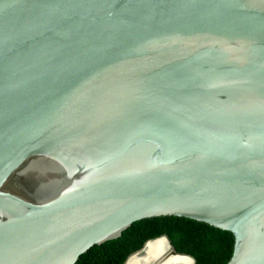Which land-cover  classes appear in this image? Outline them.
<instances>
[{"label": "water", "instance_id": "1", "mask_svg": "<svg viewBox=\"0 0 264 264\" xmlns=\"http://www.w3.org/2000/svg\"><path fill=\"white\" fill-rule=\"evenodd\" d=\"M160 217L264 264V0H0V264Z\"/></svg>", "mask_w": 264, "mask_h": 264}, {"label": "trees", "instance_id": "2", "mask_svg": "<svg viewBox=\"0 0 264 264\" xmlns=\"http://www.w3.org/2000/svg\"><path fill=\"white\" fill-rule=\"evenodd\" d=\"M162 236L197 264H228L233 256L235 239L230 232L187 218L160 217L134 223L119 239L91 248L76 264H125L146 242Z\"/></svg>", "mask_w": 264, "mask_h": 264}, {"label": "bare ground", "instance_id": "3", "mask_svg": "<svg viewBox=\"0 0 264 264\" xmlns=\"http://www.w3.org/2000/svg\"><path fill=\"white\" fill-rule=\"evenodd\" d=\"M171 251L166 239H160L150 243L142 254L134 257L129 264H152L159 257ZM164 264H192V261L184 257H172Z\"/></svg>", "mask_w": 264, "mask_h": 264}]
</instances>
